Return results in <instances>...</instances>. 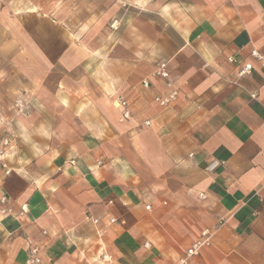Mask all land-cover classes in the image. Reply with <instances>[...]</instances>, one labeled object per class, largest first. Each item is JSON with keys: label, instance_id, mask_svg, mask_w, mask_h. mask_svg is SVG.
<instances>
[{"label": "crops", "instance_id": "0c3cea01", "mask_svg": "<svg viewBox=\"0 0 264 264\" xmlns=\"http://www.w3.org/2000/svg\"><path fill=\"white\" fill-rule=\"evenodd\" d=\"M59 1L0 0V264H175L205 229L191 264H264V0H82L129 6L104 49Z\"/></svg>", "mask_w": 264, "mask_h": 264}, {"label": "built area", "instance_id": "2783aa9c", "mask_svg": "<svg viewBox=\"0 0 264 264\" xmlns=\"http://www.w3.org/2000/svg\"><path fill=\"white\" fill-rule=\"evenodd\" d=\"M262 29L264 30V23L262 25ZM252 57L257 60L262 66H264V52L260 51L257 48H253L251 50ZM230 60H233L231 57ZM254 65L252 62L245 63L243 67L238 71L239 76H246L253 72ZM154 75L161 77L165 80L166 85L168 87V92L165 95H157L155 97V100L162 106H169L172 104L178 97V90L173 87V82L171 80V75L169 72V69L167 67V64L165 62L160 63L156 70L154 71ZM144 86H148V82L144 81ZM256 96V94H253ZM120 105L122 107L123 111V117L129 118L131 115L128 102L124 99H121ZM150 123V122H147ZM9 145V140L7 138L3 139L0 143V158L3 157L5 153V147ZM72 163H75V159H72ZM4 166H7L4 164ZM9 199L7 195H2L0 197V205L2 206L0 208V212L2 215H14V209L8 205ZM147 208H150L149 206ZM28 211V205L24 204L21 206V212L20 215ZM115 219H112L111 221H114ZM95 222H98V219H95ZM104 233V230H100L99 234L102 235ZM212 236L213 234L208 230L205 229L201 236L196 239L193 244L185 251L184 255L175 263V264H191V260L200 255L202 250L206 247H209L212 243ZM150 243H146V247H149ZM40 248L38 246H34L30 249L28 258L26 260V264H38L41 261L40 258ZM100 261L102 264H113L114 257L110 253L106 251H101L100 253Z\"/></svg>", "mask_w": 264, "mask_h": 264}, {"label": "rangeland", "instance_id": "374dc122", "mask_svg": "<svg viewBox=\"0 0 264 264\" xmlns=\"http://www.w3.org/2000/svg\"><path fill=\"white\" fill-rule=\"evenodd\" d=\"M95 1H98V0H93V2ZM103 1H105V3L108 4L106 0H103ZM115 1L117 3L119 0H115ZM85 5L87 4L83 3L82 0H73L68 5H65V3H62L60 0L59 6H58V12L56 14H58L59 19L63 21L64 23L65 22L72 23V25H69V28L73 30H77L76 35H75V42H77L79 45L84 47L85 45L89 44L88 46H91V48H98V47L99 48L101 47L102 49L109 48L111 45L110 44L111 38H112L111 35H115V34L117 35L119 32H122L123 30L124 23H123V19L121 16L124 15V12H127V11L131 12L128 9L129 6L124 3H120V5L117 6V8L109 7V9L108 8L103 9L102 11H100V12H104L102 17L94 25L90 26V25H83V22L85 21V23H87L89 22L88 18L95 17L96 9L94 8L97 6L95 3H92V1L88 3V6H85ZM41 12H45V14H48V15L50 13L46 9L42 10ZM83 26L85 27V29H88V30L83 31L82 29ZM82 33H84L83 36H81ZM89 34H92V35H89ZM86 35H88L87 37L91 38L89 43H87V41L85 42ZM120 101H119V104H120ZM117 104H118V101H117Z\"/></svg>", "mask_w": 264, "mask_h": 264}]
</instances>
